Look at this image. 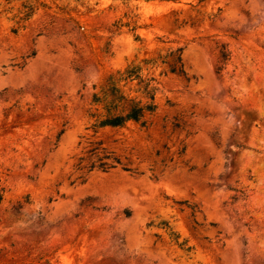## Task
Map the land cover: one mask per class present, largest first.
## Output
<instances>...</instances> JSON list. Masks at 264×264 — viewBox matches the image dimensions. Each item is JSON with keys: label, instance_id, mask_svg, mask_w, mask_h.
I'll return each mask as SVG.
<instances>
[{"label": "rangeland", "instance_id": "374dc122", "mask_svg": "<svg viewBox=\"0 0 264 264\" xmlns=\"http://www.w3.org/2000/svg\"><path fill=\"white\" fill-rule=\"evenodd\" d=\"M0 197V264H264V0H0Z\"/></svg>", "mask_w": 264, "mask_h": 264}, {"label": "trees", "instance_id": "16d2710c", "mask_svg": "<svg viewBox=\"0 0 264 264\" xmlns=\"http://www.w3.org/2000/svg\"><path fill=\"white\" fill-rule=\"evenodd\" d=\"M137 37L139 38V36ZM179 51H181V48L177 49L176 51H171L168 56H171L172 59L168 61V56H166L162 59L161 63L163 65H168L169 72L187 76V72L185 71L184 65L182 63L181 54H178ZM229 57L230 52L223 50L222 58L224 60H228ZM145 62L146 64L152 63L153 65L157 63L156 60L152 59L145 60ZM155 81L156 78L154 76L145 77L143 75L142 66L136 65L135 63L127 65L123 70H118L115 75H110L107 80L106 88L103 90L102 96L97 94L93 95L92 104H103V108L105 110V113L101 114V120L99 123L95 124L94 127H124L130 121L145 126L147 124V117L154 114L157 110L156 87L154 85ZM133 83L137 84L138 87L135 89V91L141 92L145 98V101L137 100L136 98L131 97L129 93H125L123 87ZM110 156L111 155L108 153L103 158L109 159ZM115 159L117 162H119L117 158ZM113 166L114 165H110L106 162H103L99 165V167L103 169H108ZM93 167H95V165H92V168ZM125 170L129 169L125 168ZM0 199L2 198L0 197ZM125 214L130 216L131 212L126 210ZM184 243H181V245Z\"/></svg>", "mask_w": 264, "mask_h": 264}]
</instances>
